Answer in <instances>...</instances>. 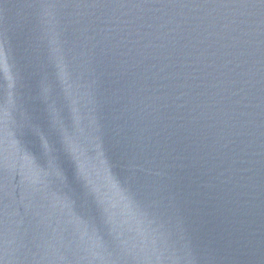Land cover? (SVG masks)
<instances>
[{"label": "water", "instance_id": "1", "mask_svg": "<svg viewBox=\"0 0 264 264\" xmlns=\"http://www.w3.org/2000/svg\"><path fill=\"white\" fill-rule=\"evenodd\" d=\"M0 264H264V0H0Z\"/></svg>", "mask_w": 264, "mask_h": 264}, {"label": "snow or ice", "instance_id": "2", "mask_svg": "<svg viewBox=\"0 0 264 264\" xmlns=\"http://www.w3.org/2000/svg\"><path fill=\"white\" fill-rule=\"evenodd\" d=\"M6 63V50L4 47V36L0 33V67Z\"/></svg>", "mask_w": 264, "mask_h": 264}]
</instances>
